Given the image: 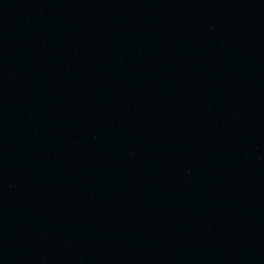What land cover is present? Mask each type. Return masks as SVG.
Wrapping results in <instances>:
<instances>
[{"label":"water","instance_id":"obj_1","mask_svg":"<svg viewBox=\"0 0 264 264\" xmlns=\"http://www.w3.org/2000/svg\"><path fill=\"white\" fill-rule=\"evenodd\" d=\"M0 264H264V0H0Z\"/></svg>","mask_w":264,"mask_h":264}]
</instances>
